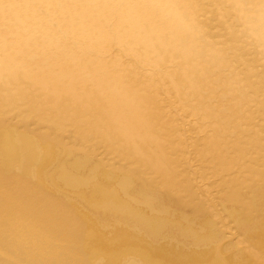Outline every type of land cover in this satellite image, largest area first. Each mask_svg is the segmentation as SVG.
Segmentation results:
<instances>
[{
  "label": "bare ground",
  "instance_id": "obj_1",
  "mask_svg": "<svg viewBox=\"0 0 264 264\" xmlns=\"http://www.w3.org/2000/svg\"><path fill=\"white\" fill-rule=\"evenodd\" d=\"M0 264H264V0H0Z\"/></svg>",
  "mask_w": 264,
  "mask_h": 264
}]
</instances>
